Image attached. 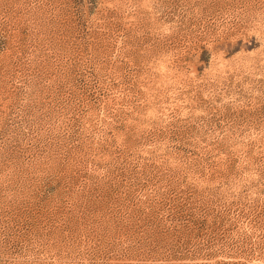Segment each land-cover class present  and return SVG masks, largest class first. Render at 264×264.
Listing matches in <instances>:
<instances>
[{
	"label": "rangeland",
	"instance_id": "obj_1",
	"mask_svg": "<svg viewBox=\"0 0 264 264\" xmlns=\"http://www.w3.org/2000/svg\"><path fill=\"white\" fill-rule=\"evenodd\" d=\"M0 264H264V0H0Z\"/></svg>",
	"mask_w": 264,
	"mask_h": 264
}]
</instances>
